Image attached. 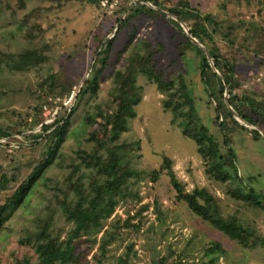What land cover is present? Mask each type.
<instances>
[{
	"label": "rangeland",
	"instance_id": "rangeland-1",
	"mask_svg": "<svg viewBox=\"0 0 264 264\" xmlns=\"http://www.w3.org/2000/svg\"><path fill=\"white\" fill-rule=\"evenodd\" d=\"M64 1L28 0L22 10L14 0H5V4L0 6V58H6L2 55L13 57L24 50L42 49L44 46L47 57L45 63L28 72L10 70L5 63L1 65L0 128L11 131L13 135L10 139H0L1 143H7L0 146V176L3 174L10 181L7 188L0 192V205L28 177L47 152V133L38 141L31 135L41 132V127L50 124L56 114L65 115L66 110L69 111L74 104L75 96L82 83L87 80L94 58L100 50L93 38L94 34L100 37L104 35V41L115 38L108 65L100 78L99 91L96 96H85L80 101L70 119L68 135L60 149V155L45 174L51 181L40 182L22 208L1 229L0 264H14L15 260H21L25 256L32 257V261H35L33 252L20 245L19 239L24 237L25 230L30 229L35 215L53 201L51 186L55 180L63 179L68 165L77 157V152L92 151L94 143L88 141L89 134L92 131L98 134L101 132L97 124L85 125L84 115L88 113L93 118L96 116V107L104 106L109 99L112 74L117 70H124L131 61L132 48L121 52L127 41V32L126 29L118 31L117 15L114 14L116 9L121 8L120 0H101L100 8L77 0H66L63 3ZM188 1L201 13L215 15L224 26L241 23L236 38L244 45L253 38V32L247 30L249 24L256 25L257 30L264 28V0ZM166 5L169 6L168 3ZM27 14L28 24H36L42 29L41 36L31 42L17 31L19 22ZM133 24L137 27L136 39L163 46L162 51L154 56L157 70L163 72L166 80L181 78L195 102L202 123L223 147L222 136L214 122V103L207 104L208 97L198 75L195 53L189 48H182L183 38L161 17H140ZM245 37L247 40H244ZM237 72L242 90L248 94L256 93L259 100L264 99V61L242 58ZM50 76H53L52 80L49 79ZM50 83L55 89L52 96L47 93ZM137 84L142 88L141 101L135 109L137 116L129 122V132L120 140L129 144L140 142V150L130 153L129 166L145 176L138 186L141 199L138 204L128 202L118 206L107 225L116 220L121 225L127 218V212L133 216L142 205H148L149 209L142 212L140 218L132 220V224L142 221L139 231L134 227L120 230L117 242L110 246L106 264H117V258L126 252L131 243L137 252L136 257L130 255V262L133 264H151L152 260L163 257L168 258L166 264H177V257L182 253L187 257L183 264L206 263L203 250L211 241L219 243L225 250L218 264H264V247L244 248L192 216L183 204H175L174 190L165 171L161 172L156 184L150 183L146 175L159 169L163 158L167 157L172 162L174 174L187 191L205 188L217 198L224 216L238 210L240 223H255L264 236V212L240 205L223 193V185L206 179L195 145L182 136L180 122L174 120L172 112L161 108L164 96L143 76L137 77ZM63 89L72 90L74 98L64 100L59 95ZM35 109H41V112ZM35 118L40 124L31 133H24L28 138L16 134V130H25ZM236 120L248 130L256 129L259 133L257 140L240 130L230 134L237 172L244 186L264 193V124L254 127L244 124L240 119ZM154 200H158L161 205L165 224L161 229L147 233L145 230L150 224L156 225L152 209ZM63 222V219L58 220L57 225H63ZM83 248L86 245L81 247ZM95 251L96 247L87 250L86 257L80 264H94L92 256Z\"/></svg>",
	"mask_w": 264,
	"mask_h": 264
},
{
	"label": "trees",
	"instance_id": "trees-1",
	"mask_svg": "<svg viewBox=\"0 0 264 264\" xmlns=\"http://www.w3.org/2000/svg\"><path fill=\"white\" fill-rule=\"evenodd\" d=\"M14 1L21 10L25 9L28 2V0ZM77 1L100 8L101 0ZM4 2L5 0H0V6ZM63 3H66V0ZM120 4L121 8L116 9L114 14L117 15L118 31L126 29L127 32V41L121 52L132 48L130 64L124 70H117L112 74L108 91L109 99L104 106L96 107V116L93 118L88 113L84 115L85 125L97 124L101 132L98 134L92 131L89 134L88 141L94 143L92 151L77 152V157L68 165L63 179L55 180L51 186L53 201L35 215L30 229L25 230L24 237L19 239L20 245L33 252L35 261H32V257L25 256L21 260H15L14 264H80L85 259L87 250L95 247L93 263L106 264L110 246L117 242L120 230L129 227H134L136 231L140 230L142 221L132 224V220L140 218L142 212L149 209L148 205L139 207L133 216L127 212V218L121 225L118 223L119 220L107 225L118 206L128 202L138 204L141 199L138 186L145 176L129 166L130 153L140 150V142L129 144L121 141L122 136L129 132V122L137 116L135 109L141 101L142 92L141 86L137 84L139 75L143 76L148 83L155 85L159 94L164 96L161 100V108L172 112L174 120L180 122L182 136L195 145L196 152L203 163V174L206 179L223 185V193L240 205L264 212V193H258L243 185V180L237 172L236 155L230 139V134L236 130L250 134L255 140L259 138V133L256 129L248 130L242 126L224 101V92L227 88L228 105L244 124L254 127L264 124V99L259 100L256 98V93L248 94L242 90L237 72L242 58L264 61V28L257 30L256 25L249 24L247 30L253 32L251 34L253 38L251 42L244 45L236 38V32L241 27V23L224 26L215 15L201 13L199 9L191 6L188 0L176 2L120 0ZM161 11H167L173 18L167 17ZM121 15H123L122 18ZM140 17L165 19L183 38L182 48H189L197 56L198 75L208 97L207 104L214 103V122L222 136L223 147L202 123L195 102L187 92L181 78L166 80L163 72L157 70L154 56L162 51L163 46L159 43L152 44L148 40L136 39L137 27L133 23ZM28 21L29 14L19 22L17 31L31 42L37 36H41L42 29L36 24L29 25ZM181 23L204 47L220 77L214 73L205 54L190 42ZM93 38L100 50L87 80L75 96L74 104L69 111L66 110L65 115L56 114L50 124L41 127V132L31 135L35 141H38L44 133H47L49 140L47 152L28 177L5 200L4 204L0 205V231L5 223L22 208L40 182L51 181L45 177V174L60 155V149L68 135L71 117L83 97L96 96L100 89V78L108 65L115 38L105 42H103L104 35L100 37L94 34ZM244 40L247 38L245 37ZM45 51L46 46L42 49L24 50L13 57L2 55L6 58H0V70L1 65L5 63L10 70L28 72L47 61ZM49 79L52 80L53 76ZM45 81L47 83V80ZM54 90V86L50 83L47 93L52 96ZM73 93L70 89H63L59 95L65 100L74 98ZM35 110L41 112V109ZM39 124L38 119L35 118L25 130H16V134L22 138H28L24 133H31ZM12 135L11 131L0 128V139H10ZM6 144L0 142V146ZM162 171H165L174 190L175 204H183L192 216L244 248L264 247V236L259 232L256 224L240 223L238 210L224 216L217 198L208 190L193 188L187 191L174 174L169 158L164 157L159 169L152 170L146 177L150 183L156 184ZM9 183V179L2 174L0 192L5 190ZM152 209L156 225L150 224L145 230L148 231L147 233L161 229L165 224V214L158 200H154ZM61 219L64 221L63 225H57V221ZM83 245H86V248L81 249ZM224 254L223 247L211 241L203 250L207 262L200 264H218L220 256ZM130 255L137 256L132 243L127 246L126 252L117 258V264H133L130 262ZM177 259V264H183L187 259L186 254L182 253ZM167 261L168 258L163 257L152 260L151 264H166Z\"/></svg>",
	"mask_w": 264,
	"mask_h": 264
},
{
	"label": "water",
	"instance_id": "water-1",
	"mask_svg": "<svg viewBox=\"0 0 264 264\" xmlns=\"http://www.w3.org/2000/svg\"><path fill=\"white\" fill-rule=\"evenodd\" d=\"M164 12V11H163ZM164 14H166V16L167 17H171V18H173L168 12H164ZM181 27H182V29H183V31L185 32V34L187 35V37L189 38V40H190V42L194 45V46H196L197 48H199L204 54H205V56H206V59H207V61L209 62V65L211 66V68L213 69V71H214V73L216 74V75H218L219 76V74H218V72L216 71V69H215V67H214V65H213V63H212V59L209 57V55L207 54V52H206V50L204 49V47L202 46V45H200L191 35H190V33H189V31H188V29H187V27L183 24V23H181ZM107 40V39H106ZM105 40V41H106ZM104 41V42H105ZM97 55L98 54H96V56H95V58H94V61H95V59L97 58ZM220 77V76H219ZM83 84H84V82L82 83V86H83ZM81 86V87H82ZM80 87V88H81ZM224 99H225V104H226V106H227V108L229 109V111L234 115V117L236 118V119H239L238 117H237V115H236V113L232 110V108L228 105V91H227V88H225V92H224Z\"/></svg>",
	"mask_w": 264,
	"mask_h": 264
}]
</instances>
